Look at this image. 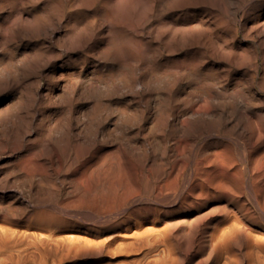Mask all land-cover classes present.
<instances>
[{
    "label": "bare ground",
    "instance_id": "bare-ground-1",
    "mask_svg": "<svg viewBox=\"0 0 264 264\" xmlns=\"http://www.w3.org/2000/svg\"><path fill=\"white\" fill-rule=\"evenodd\" d=\"M0 264H264V0H0Z\"/></svg>",
    "mask_w": 264,
    "mask_h": 264
}]
</instances>
